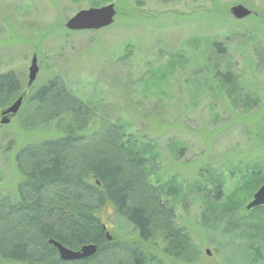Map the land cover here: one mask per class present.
Instances as JSON below:
<instances>
[{
  "label": "rangeland",
  "instance_id": "374dc122",
  "mask_svg": "<svg viewBox=\"0 0 264 264\" xmlns=\"http://www.w3.org/2000/svg\"><path fill=\"white\" fill-rule=\"evenodd\" d=\"M109 4L116 11L109 27L65 28L79 11ZM239 5L250 12L241 20L230 14ZM33 55L39 72L29 88ZM11 71L20 83L13 100L25 97L17 115L0 123V201L18 199L16 158L26 146L114 125L122 143L149 146L147 181L161 189L168 227L189 247L186 257L165 253L166 226L138 243L106 207L98 215L111 240L137 242L152 264H246L244 248L256 242L261 252L247 264H264L263 233L260 241L227 233L235 219L217 218L214 209L236 193V216L262 232L264 214H245L251 199L240 186L257 171L264 178V0H0V74ZM56 78L87 116L49 120L35 111L29 99Z\"/></svg>",
  "mask_w": 264,
  "mask_h": 264
},
{
  "label": "trees",
  "instance_id": "16d2710c",
  "mask_svg": "<svg viewBox=\"0 0 264 264\" xmlns=\"http://www.w3.org/2000/svg\"><path fill=\"white\" fill-rule=\"evenodd\" d=\"M214 48L218 54H224L220 44L216 43ZM18 82L12 71L0 74V105L11 103L20 92ZM29 103L35 105L36 112L48 115L49 120L89 114L87 107L57 78L39 88ZM116 130L121 131L114 125H105L90 136L69 131L61 138L31 144L19 152L16 163L22 181L17 187L18 199L14 203L0 201V264H152L138 243H148L154 229L160 226H166L168 232L169 249L165 253L187 256L188 237L182 241L181 235L168 227L166 210L156 197L161 189L147 181L144 170L150 163L145 158L149 146L136 148L124 144L118 140ZM252 175L240 186L247 200L264 184L258 171ZM219 195L217 190L215 199L220 200ZM231 195L228 205L214 206L219 214L216 217L235 219L227 225V233L243 235L247 231L251 241H260L264 223L260 227L262 232L255 234L245 218L236 216L239 197L236 193ZM106 207L132 227L138 243L107 239L106 225L98 215ZM225 212L232 216H222ZM244 212L252 218L264 214V207L251 211L245 208ZM50 241L71 250L95 244L97 251L85 260L65 262L59 259ZM255 243L244 248L246 264L261 252Z\"/></svg>",
  "mask_w": 264,
  "mask_h": 264
},
{
  "label": "water",
  "instance_id": "95a60500",
  "mask_svg": "<svg viewBox=\"0 0 264 264\" xmlns=\"http://www.w3.org/2000/svg\"><path fill=\"white\" fill-rule=\"evenodd\" d=\"M230 14L238 20L245 18L250 15V12L243 6H235L230 9ZM116 16L115 7L112 4L103 6L100 8H90L88 10H81L74 15V17L68 19L65 28L69 31H96L109 27L114 23V18ZM36 55L32 56L31 64L28 69V82L27 87H31L39 72V67L37 65ZM25 95H20L9 107L1 111L0 123L6 125L9 123L10 118L17 115L19 112ZM251 201L246 205V210L251 211L252 209L264 207V184L251 196ZM107 239L111 240L109 234H106ZM50 243L57 249L59 259L65 262L85 260L89 257L95 255L97 251V246L95 244H89L81 247L79 250H71L69 248H64L58 242L50 241Z\"/></svg>",
  "mask_w": 264,
  "mask_h": 264
}]
</instances>
